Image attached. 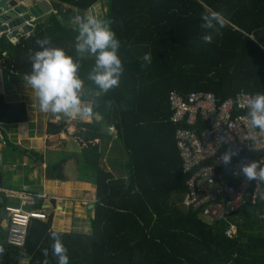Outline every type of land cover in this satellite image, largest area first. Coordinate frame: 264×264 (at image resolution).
<instances>
[{
	"label": "trees",
	"instance_id": "obj_1",
	"mask_svg": "<svg viewBox=\"0 0 264 264\" xmlns=\"http://www.w3.org/2000/svg\"><path fill=\"white\" fill-rule=\"evenodd\" d=\"M99 1L49 0L53 10L34 21L32 36L16 41L0 32V65L24 78L31 72L29 52L38 50L42 39L75 57L74 19L94 12ZM210 12L223 16V28L202 27V14ZM103 19L120 40L124 70L94 109L102 120H80L72 135L82 146L81 164L75 157L83 169L79 178L96 186V197L85 205L89 231H61L69 264H264L262 203L246 200L232 219L238 231L231 237L225 234L227 223L211 224L200 208L185 205L190 174L176 132L187 124L172 120L171 104L173 95L187 99L192 92L213 93L221 101L242 92L264 93V0H110ZM206 33L211 43L202 41ZM93 62L90 56L80 61L85 90L92 86L86 76ZM28 119L26 103L10 102L0 90V128ZM67 120L48 122V132L60 135ZM110 139L108 155L115 157L105 162ZM120 155H127L126 173L116 164ZM69 158L48 160L46 176L66 181ZM42 202L28 208L42 209ZM50 206L46 220L31 222L24 246L9 244L7 229L0 264H56Z\"/></svg>",
	"mask_w": 264,
	"mask_h": 264
},
{
	"label": "built area",
	"instance_id": "obj_2",
	"mask_svg": "<svg viewBox=\"0 0 264 264\" xmlns=\"http://www.w3.org/2000/svg\"><path fill=\"white\" fill-rule=\"evenodd\" d=\"M82 21L80 15L74 19L75 23ZM33 23L32 19H26L11 26V21L5 20L0 27H6L7 32L19 41L21 37L34 34L36 25ZM252 96L242 92L236 98L221 101L213 93L192 92L187 99L171 97L172 120L187 124L176 132L184 171L190 174L184 203L200 208V215L211 224L227 223L225 234L229 237L237 234L238 225L232 219L247 199L253 205L263 204L259 217L264 219V179L257 176L247 180L240 171L242 165L251 162L257 165V173L264 168V131L251 124L245 106V101ZM225 152L235 153L227 164L222 160ZM0 194L17 201L4 207L8 243L24 246L31 222L48 218L45 210L51 204L45 201L51 196L46 191L35 193L2 186ZM39 199H43L42 209L28 208L35 206Z\"/></svg>",
	"mask_w": 264,
	"mask_h": 264
},
{
	"label": "clouds",
	"instance_id": "obj_3",
	"mask_svg": "<svg viewBox=\"0 0 264 264\" xmlns=\"http://www.w3.org/2000/svg\"><path fill=\"white\" fill-rule=\"evenodd\" d=\"M8 20L16 25L26 19L24 13H20ZM201 20L202 27L213 31L225 26L223 16L217 12L202 14ZM76 31L75 57L62 47L49 46L47 39L38 40V50L29 52L31 72L23 79L25 86L30 87L38 99L40 111L54 115L62 114L67 119L79 117L82 120H91L96 115L94 109L98 106L99 98L118 85L124 70L118 54L120 40L112 30L109 20L92 13H85ZM201 39L204 43H211L212 35L206 33ZM86 56L94 57V62L86 76L92 86L87 90L84 89L83 80L79 75L80 61ZM85 97L88 99L85 100ZM245 106L251 124L264 131V93H257L247 99ZM232 155L235 153L225 152L222 155L223 162L229 163ZM256 168L257 165L251 162L242 165L240 171L247 180H253L257 176L264 179V168L258 173ZM49 236L53 241L52 255L56 257V264H69L61 231L52 229ZM44 255H48V249H44Z\"/></svg>",
	"mask_w": 264,
	"mask_h": 264
},
{
	"label": "crops",
	"instance_id": "obj_4",
	"mask_svg": "<svg viewBox=\"0 0 264 264\" xmlns=\"http://www.w3.org/2000/svg\"><path fill=\"white\" fill-rule=\"evenodd\" d=\"M32 21L38 22L40 20L32 19ZM0 32L2 31L0 30ZM4 71L12 77L14 85L9 88L4 86V83L0 85V90L3 94L10 92L14 96V90L16 89H24L27 93H33L30 87L25 86L24 79L17 76V72L7 71L1 65L0 78ZM7 100L10 102H25L28 107L29 119L16 125H2L0 128V186L7 189L35 193L46 191L51 198L45 202L53 206L52 229H59L60 231H89V213L86 210L82 211L81 206L94 201L96 186L90 182L81 180L79 172L77 176L72 177L66 173V181L49 179L45 173L48 150H54L58 147L59 150L63 149L69 137L73 135V132L67 127V130L60 133V135L50 134L48 132V122L46 123V119L50 113L47 114L40 111L39 101L34 93L29 97V101L27 99L14 100L13 98ZM46 115L47 117H45ZM62 116V114H55L54 122H58L60 117L61 119H65ZM69 121L73 122L74 118L69 119ZM29 122L35 124L33 132L29 128ZM112 144L113 141L110 139L107 144L109 146L108 151ZM14 146H17V148L14 149ZM29 152L33 156L29 155ZM40 154L42 155L41 158ZM38 160L42 161L43 164H38ZM40 166L43 167L39 168ZM3 195L0 194V198H2L0 199V204L3 202L17 203L16 200H10ZM2 215L0 241L3 240L8 225L4 208L0 207V217Z\"/></svg>",
	"mask_w": 264,
	"mask_h": 264
},
{
	"label": "rangeland",
	"instance_id": "obj_5",
	"mask_svg": "<svg viewBox=\"0 0 264 264\" xmlns=\"http://www.w3.org/2000/svg\"><path fill=\"white\" fill-rule=\"evenodd\" d=\"M109 7H110V0H100L94 6V9H93L94 12H92V10H90V11H88V13H92V14H94V15H96V16H98V17L103 19L104 15L108 14ZM0 82H1L0 85H2L4 83V86H6L8 88L12 87L14 85V80H12V77H10V75H8V73L5 72V71L2 72V76L0 78ZM14 93H15L14 96H12L11 95L12 93H10V92H5L4 94L7 97V99H12V98L14 100H16V99H19V100L27 99L28 101H29V97L33 94V93H27V91L24 90V89L23 90L16 89V90H14ZM27 95H29V96H27ZM45 117H47V115ZM55 118H57V117L55 116ZM62 118H63V116H62ZM60 119H61V117H60ZM60 119L58 120V122H60L62 120V119L61 120ZM80 120L81 119L79 117H75L73 122L69 121V119H68L67 127H69L70 130L73 133L76 132V130H78V128H79L78 127V122ZM51 121H55L54 115L52 113H50V115L46 119V123L47 122H51ZM34 125L35 124L33 122H29V128H30L31 131L34 130ZM109 129L115 133L114 128L110 127ZM81 147L82 146H80V144L77 143V141L74 139V137L70 136L69 139L67 140L65 146L63 147V149L59 150L58 149L59 147H58V148H55L54 150L53 149L52 150H48V152L46 154L47 155L46 159L50 160V161L51 160H55L56 161L59 158V156L60 157H67V158L72 156V158H69V160H68V162L66 164L67 166H65V169H66V173L69 174L71 177L72 176H77L78 172L80 173L81 171H83V169L79 167V165L77 164L76 159H75V157L79 158L80 159L79 161H80V164H81V162L83 160V155H82V153H80L81 150H82ZM60 151H63L64 153H60ZM108 153H109V151L106 153V156L104 158L105 162H109L110 160H112L115 157V156L113 158L109 157L111 154L108 155ZM120 157H121V155H120ZM126 160H127V155L125 157L122 155V157L120 158L119 163H116L119 166V172H121V173H126V171H125V169H126V166H125ZM83 163H84V161H83ZM83 163H82V166H83ZM42 167L43 166H40L39 168H42ZM108 167L109 168L112 167V164L108 163ZM117 168L118 167H115V170H117ZM90 206L92 207V205H90ZM81 210L82 211L86 210L84 204L81 206ZM80 229H81V227H80Z\"/></svg>",
	"mask_w": 264,
	"mask_h": 264
},
{
	"label": "water",
	"instance_id": "obj_6",
	"mask_svg": "<svg viewBox=\"0 0 264 264\" xmlns=\"http://www.w3.org/2000/svg\"><path fill=\"white\" fill-rule=\"evenodd\" d=\"M0 10L2 11L0 16L1 26L3 21L8 20L9 18L20 13H24L25 19L30 17L39 18L44 13H49L53 9L49 0H0ZM14 25L15 24L11 22V26ZM0 30L7 31V28L1 27ZM94 117L97 121L102 119V116L97 112ZM29 155L32 154L29 152ZM38 161V164H43L42 161Z\"/></svg>",
	"mask_w": 264,
	"mask_h": 264
}]
</instances>
